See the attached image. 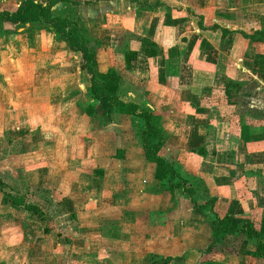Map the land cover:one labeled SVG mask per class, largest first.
<instances>
[{"label": "crops", "instance_id": "crops-1", "mask_svg": "<svg viewBox=\"0 0 264 264\" xmlns=\"http://www.w3.org/2000/svg\"><path fill=\"white\" fill-rule=\"evenodd\" d=\"M51 11L86 30L100 73L119 71L116 91L122 101L160 117L165 144L159 154L197 187V200L214 198V210L231 216V229L251 223L264 238V40L250 37L263 28L264 0H56ZM46 28L57 41L53 73L59 68L72 81L84 75L82 90L65 85L79 93L74 104L84 111L92 98L82 57ZM37 31L26 32L27 41L43 37ZM228 79L240 82L232 101ZM73 110L66 112L76 114ZM96 114L108 115L103 97L81 119L82 135L92 141L89 154L84 147L68 152L67 144H76L70 133L63 145L56 138L59 150L36 167L26 162L13 169L7 155L27 160L28 151H6L0 165L6 192L28 201L32 192L51 191L45 202L52 209L33 203L43 213L39 221L12 214L0 190L6 212L0 214V264H153L165 257L173 258L166 264H230L232 255V264L247 259L264 264L245 253L243 235L226 237L243 243L237 250L218 244L202 252L211 231L209 215L179 190L170 193L154 181V164L141 151L139 122L129 116L128 127L112 136L102 129L95 137L88 130ZM14 142L0 137V151ZM83 158L96 160L99 170L86 169Z\"/></svg>", "mask_w": 264, "mask_h": 264}, {"label": "rangeland", "instance_id": "rangeland-1", "mask_svg": "<svg viewBox=\"0 0 264 264\" xmlns=\"http://www.w3.org/2000/svg\"><path fill=\"white\" fill-rule=\"evenodd\" d=\"M16 1L17 0H0V11L15 10L16 6L13 3ZM8 3L10 5H8ZM261 24L263 25L262 30H260L262 31L261 34L257 33L258 30L250 34L255 42L264 40V16L261 18ZM38 25L39 26H36L34 23H25L14 29L11 24L0 22V137L4 138L6 136L9 137L10 141H16L11 145V149L4 147L1 149L0 165L4 162L3 160L6 156H3L6 154V151L15 153V151H20L21 147H23L24 150L28 151V156L30 157H28L27 160L24 158L20 159L19 157L11 159L10 154L7 155L9 166L13 169L16 167L20 168L21 164L25 166L26 162L28 166L31 167H36L46 162L51 153L60 148V146L57 145L56 138H59V143L63 145L69 135L68 133L72 135V139L76 143L67 144L69 146L68 152L70 153H78L83 147V151L88 153L90 152L88 145L92 142L86 140L85 134L82 135L84 124L81 119L85 117L86 114L84 111H80L78 106L74 104L79 93H70V91H80V89H83V82L85 81L84 75H80L79 80L76 79V81H72V76L63 75L62 72L60 74L59 68V74L53 73L54 68L51 64V56L54 54L53 50L56 48L57 41L55 40L54 42L52 34L49 32V29L46 28L47 25L43 26V22L38 23ZM22 27V31L18 30ZM37 30L42 32L40 35L43 37L40 36L39 39L33 43L27 41L26 37L28 34L26 36L25 33L31 32L33 36V34H37ZM23 33L24 37L26 36L24 39L17 36ZM69 84H75L78 86V89H72V87L71 90L69 89L70 87L66 89L65 85ZM67 92L69 94H67ZM37 93L39 94V98L36 99ZM67 100L70 101L69 104L71 106L65 104ZM71 108H74L73 111L76 110V114L74 113L71 115L69 111L66 112L67 109ZM76 115H81V117L76 118ZM135 120L136 118H133V124ZM125 122L127 124H125ZM129 123V116L125 114L124 117H121V115L116 112L103 117H99L98 114H96V116H92L90 119L88 131L92 132V135L96 137L100 135L102 129H105L107 134L112 136L115 131L121 130L126 127V125L128 127ZM135 124L138 126L137 123ZM140 128L141 126L139 129ZM20 136L23 137L22 140L21 138L19 139ZM82 140L84 141L83 143H81ZM9 144L11 143L9 142ZM29 153L34 155L32 156ZM86 153L84 157L87 156ZM33 157H35V159ZM62 161L63 160H61V162ZM82 161H85L83 165L86 169H95V172L99 170L96 168L98 167L97 161L93 158H83ZM64 166L65 165L62 167ZM18 171L21 173L20 170ZM18 179H20V177ZM6 190L9 191L5 185L3 191L7 193ZM64 191L68 192V189L64 188ZM33 193L34 192L28 196V201H26V197L24 198L27 204L35 205L33 203H37L40 206H44V209L47 211L52 209V207L45 202L48 196L52 195L51 191L38 192L34 195ZM59 195H62V193ZM15 208L16 210H11L12 214L18 216L24 214L26 216L30 215L23 206H15ZM9 211L10 210L7 212ZM39 211L41 212L40 208ZM4 213L6 212L1 210L0 205V214ZM50 213L55 216L52 211ZM206 244L207 243H204V248ZM233 245H235L236 248H234L235 246L233 247ZM222 246L235 250H237L239 246L244 247L243 243L238 241L237 236H232L224 240L220 247ZM233 258V255L230 256V264L234 263ZM245 264L262 263L260 261L257 262L256 260L247 259Z\"/></svg>", "mask_w": 264, "mask_h": 264}, {"label": "trees", "instance_id": "trees-1", "mask_svg": "<svg viewBox=\"0 0 264 264\" xmlns=\"http://www.w3.org/2000/svg\"><path fill=\"white\" fill-rule=\"evenodd\" d=\"M55 2L56 0H49L43 4L35 0H21L15 10L0 11V22L11 24L14 29L25 23L43 22L51 26L53 32L67 42L69 50L80 53L84 69L89 76V93L92 98V101L85 107L84 113L86 115L92 114L96 101L103 97L108 102V116L116 112L136 118L135 122L138 121L139 126H141L138 131L141 151L146 159L154 164V181L170 193L179 190L193 206L206 211L209 215L211 231L206 247L202 252L206 254L212 252L229 235H243L246 240L245 243L247 242L245 253L262 259L264 263V238L260 237L259 231L251 223H242L240 227L231 229V216L228 213L219 215L214 210V198L208 197L201 202L197 200V187L185 178L174 164L159 154L160 149L165 144L160 117L150 109L139 108L136 104L124 102L119 98L116 91L120 79L119 71L115 68H110L106 73L98 71L96 54L91 52L86 44V30L66 16L54 15L51 7ZM261 32L257 31L259 34ZM239 88V81L228 79L226 95L229 101H232L233 94ZM199 151L201 152V150ZM117 153L121 156L122 150H118ZM4 187V183L0 180V190L3 194L4 203L10 204L14 210H16L15 206H23L30 213L31 218L36 221L42 218V213L37 206L27 204L23 196L5 193ZM182 258L176 257L175 260L180 261ZM172 259V257L155 258L153 264L158 260L166 264ZM201 264L207 263L201 262Z\"/></svg>", "mask_w": 264, "mask_h": 264}]
</instances>
